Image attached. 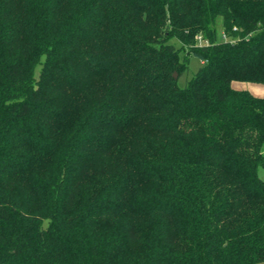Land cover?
I'll list each match as a JSON object with an SVG mask.
<instances>
[{
	"label": "trees",
	"instance_id": "16d2710c",
	"mask_svg": "<svg viewBox=\"0 0 264 264\" xmlns=\"http://www.w3.org/2000/svg\"><path fill=\"white\" fill-rule=\"evenodd\" d=\"M232 82L264 85V0H0V264H264Z\"/></svg>",
	"mask_w": 264,
	"mask_h": 264
},
{
	"label": "rangeland",
	"instance_id": "374dc122",
	"mask_svg": "<svg viewBox=\"0 0 264 264\" xmlns=\"http://www.w3.org/2000/svg\"><path fill=\"white\" fill-rule=\"evenodd\" d=\"M216 30H217V34H218V38H219V34L222 33V29H221V18H218L217 19V24H216ZM198 42V41H197ZM170 44H173L176 48H179V43L174 41V40H171L169 42ZM184 54V52H181L180 55L182 56ZM201 66V62L191 56L189 57V62H188V70L186 72H184L179 78H178V85L180 87H184L185 84L191 79V77L197 72V70L200 68ZM39 69L40 67H37L35 69V72H34V76L37 78L38 76V72H39ZM249 85H254V86H258V84H252V83H243V87H241V90H247V91H250L249 89ZM260 177L264 178V172L263 171H260Z\"/></svg>",
	"mask_w": 264,
	"mask_h": 264
},
{
	"label": "crops",
	"instance_id": "0c3cea01",
	"mask_svg": "<svg viewBox=\"0 0 264 264\" xmlns=\"http://www.w3.org/2000/svg\"><path fill=\"white\" fill-rule=\"evenodd\" d=\"M241 87H243V82H232L231 83V88L235 91H245V90H241ZM250 91L249 92L251 95L255 96V97H259V98H263L264 97V85H258V86H252L249 85L248 86Z\"/></svg>",
	"mask_w": 264,
	"mask_h": 264
},
{
	"label": "built area",
	"instance_id": "2783aa9c",
	"mask_svg": "<svg viewBox=\"0 0 264 264\" xmlns=\"http://www.w3.org/2000/svg\"><path fill=\"white\" fill-rule=\"evenodd\" d=\"M222 39H223V40H225V39H226L224 35H222ZM198 41H200V39H199V38H198Z\"/></svg>",
	"mask_w": 264,
	"mask_h": 264
},
{
	"label": "water",
	"instance_id": "95a60500",
	"mask_svg": "<svg viewBox=\"0 0 264 264\" xmlns=\"http://www.w3.org/2000/svg\"><path fill=\"white\" fill-rule=\"evenodd\" d=\"M173 76H174L175 79H177V75L176 74H174Z\"/></svg>",
	"mask_w": 264,
	"mask_h": 264
}]
</instances>
